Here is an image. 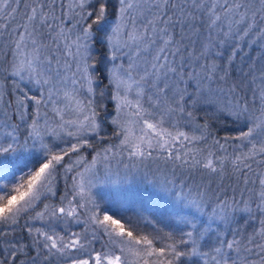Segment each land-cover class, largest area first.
<instances>
[{
	"label": "rangeland",
	"instance_id": "374dc122",
	"mask_svg": "<svg viewBox=\"0 0 264 264\" xmlns=\"http://www.w3.org/2000/svg\"><path fill=\"white\" fill-rule=\"evenodd\" d=\"M2 1L0 10L2 7L7 8L6 19L12 23L9 30L13 33V45L10 46L8 54V73L15 84L14 104L4 101L0 87V145L7 147L11 143L15 151L0 155V185L4 184L13 172L24 168L30 154L38 151L33 147L44 146L42 145L44 140H60L63 136L60 142L79 139L82 144L84 136L95 132L90 127H82V124L88 125L85 117H92L90 103L94 98V87L88 68L87 72H84L90 53L89 46L86 41H80L81 44H87V55L83 50L78 52L77 49V37L83 34L84 17L74 11L77 8L83 10L88 0H34L32 3L29 0V3L22 6L21 10L24 13L21 11L20 15L18 12L14 14L18 9L14 3L17 0H7V3L5 0ZM218 1L220 0L216 2L213 0V4H217ZM130 2L133 7L127 11L123 19L118 15L117 9V15L108 30L110 33L112 27L120 25L119 33L113 37V45H109L110 74L117 105L115 121L121 130L120 138L114 152H105L87 160L77 178L80 191L89 200L98 202L100 199L104 204L102 214L99 210L96 214L100 216L96 222L101 229L91 227L97 231L95 234L92 232L91 236L105 240L110 238L109 233H112L111 238L121 239L113 231L114 225L100 223L105 215H112L105 211L109 208L122 210L130 206L138 209L159 206L170 208L172 211L174 209L179 218L187 220L190 232L197 233L196 240L200 243L203 241L201 228L205 224L217 221L219 227L214 232L220 228L222 230L227 227L226 222L221 224L224 217L219 212L208 215L205 209L206 199L200 191L191 192L184 186L175 184L176 175L161 163V154L169 153V150L179 147L180 143L183 144L202 134L193 116L187 111V106L192 101L195 102L194 98L199 96L197 87L193 91L190 83L198 86L200 81L205 79L204 76L220 71L216 64L206 63L204 57L206 46H181L179 43L188 33L190 34L191 24L195 23L192 8L195 10L199 7H194V3L202 5L203 0H169L163 13L158 8L161 0ZM33 9L36 10L35 15ZM181 9L186 17L185 22L175 23L177 17L181 15ZM232 14H227L225 19L219 15L218 23L229 26L234 22ZM30 16H33V19H29ZM169 17L172 18V23L164 24L163 21ZM163 28H166L167 32H161L160 29ZM129 33L137 38H130ZM4 47L0 46L1 49ZM169 66L176 68V72L168 71ZM262 68L259 80H256L259 83V93L257 92L256 97L260 102V111L254 109L252 114H247L254 121V132L247 139L233 141L234 143L227 147L234 157L245 158V154L250 152L251 154L247 156L257 155L261 153L258 150L264 144V130L257 127L261 110L264 109L262 97L264 61ZM17 70L18 75L14 74ZM204 84L201 85L206 87ZM207 92L213 98L217 96L215 91ZM222 94L224 102L228 104L231 98L227 90ZM169 108L174 111H167ZM242 108L237 106L236 111L240 112ZM145 121L149 123L163 121L159 127L176 138L171 141V138L165 135L164 139L170 142L163 149L155 146L156 141L153 140V148L149 149L144 145V155H131V145L139 142L137 138L143 135L141 129L145 127ZM33 127L39 132V136L29 135L33 133ZM69 132L73 135H68ZM179 132L185 135L178 136ZM126 136L130 143L123 145L121 141ZM83 160L85 157L82 155L75 158L71 164L77 166ZM184 171L188 172V169ZM261 179H264V171ZM261 179L259 198L264 202V196L261 195L264 192V185L261 184ZM37 199L30 206H25L22 211L33 206ZM247 201L250 202L249 199ZM20 212L14 219L9 220L15 221ZM40 216L42 213L37 214L34 219H39ZM196 227L197 231L193 232ZM48 230L49 236L57 241V246H63L59 238L52 233L54 232L52 226ZM88 235L77 234L75 237H68L64 244H70L72 240L77 242L84 240ZM124 237L123 240L127 241L128 239ZM49 242L47 245L51 249V241ZM88 244L89 240L81 243L83 247L76 248L74 252H72L74 248L69 247L63 252L56 249V253L59 255L64 253V256L72 258L70 264L76 259H89V264H95L97 253L120 255L119 243L114 245L117 246L118 252H111L108 249L105 252H94ZM238 247L239 244L234 245L232 262L247 264L248 262L243 261L241 253L239 254ZM51 259L54 262L51 264L59 262L56 258ZM129 259L135 260V257L129 253ZM102 264H107V259H104Z\"/></svg>",
	"mask_w": 264,
	"mask_h": 264
},
{
	"label": "trees",
	"instance_id": "16d2710c",
	"mask_svg": "<svg viewBox=\"0 0 264 264\" xmlns=\"http://www.w3.org/2000/svg\"><path fill=\"white\" fill-rule=\"evenodd\" d=\"M28 1L14 2L18 6L14 14L18 12L20 15L22 6L30 2ZM33 1L31 0V3ZM237 3L243 5L237 11L225 12L220 7L224 4L231 6ZM212 5L213 0H203L201 7L195 10L192 8L195 23L191 24L190 34L188 33L185 39L179 42L181 46H206L204 52L206 63L212 62L220 68L217 74L212 72L206 75L207 77L204 76L205 79L200 81L198 86L190 83L193 91L197 87L199 96L194 98L195 102L192 101L187 106V111L193 116L202 134L183 144L180 143L179 147L169 150V153L161 154V163L176 175L175 184L182 185L191 192L200 191L206 199L205 209L208 215L219 212L225 219H221L223 221L221 224L226 222L227 227L214 232L219 227L217 221L205 224L201 228L203 241L198 243L195 235L197 233L192 235L195 239L187 235L191 231L187 220L183 221L179 218L174 209L172 211L170 208L159 206L138 209L130 206L122 210L109 208L105 211L112 214V218L118 220L125 231H132L134 236H148L150 239L155 237V247H163L181 240L187 241L184 244H177L178 250L186 255L180 257L176 264H234L233 250L234 245L238 244V252L241 253L243 261L248 262L247 264H264V249L258 247L264 245V237L260 235L264 227L261 223L264 221V202L259 198V183L264 171V153L241 158L242 162L237 161L233 164L236 157L233 153L230 154L228 151L230 149H227L234 143L233 141L242 140L238 139L242 132L254 127V121L247 114H252L254 109L260 111V102L256 97L257 92L259 93V83L256 80H259L264 61V32L261 31L264 29V15L259 11L260 0H220L216 4L215 13L222 19H225L227 14L234 13L232 14L234 22L227 25L228 27L223 23L219 24L218 20L215 24H211L213 15L209 13V9ZM95 7L96 0H88L83 10L80 8L74 10L84 17L82 28L87 27L95 19L94 15L88 16ZM118 7L119 0H108V15L102 23L93 24L92 39L86 41L90 49L87 68L94 87V98L91 99L90 107L92 115L95 113L98 127L93 134L84 136L82 144L79 139L60 142L63 136L60 140L43 141L42 145L47 146L49 154H62L61 150L67 151L73 144L78 147L76 151L69 152L56 166L48 187L40 191L39 198L33 206L20 212L15 221L0 219L1 264H33L34 262V264H51L54 263L51 258H56L59 261L57 264H70L72 258L64 256V253L59 255L56 249L45 246L50 243L47 240L50 226L54 229L52 233L57 239L59 238L62 245L68 237H75L77 234L84 236L89 233L90 236L88 235L86 239L78 241L77 247L72 252L88 240L90 242L88 245L94 252H105L106 249L118 252L112 240L120 239L99 240L91 236V233L95 234L96 231L91 227L101 229L96 222L100 216L96 214L97 210L102 214L104 204L100 199L98 202L89 200L77 184L78 174L85 162L105 152H114L121 134L117 121L113 122L117 105L110 74L111 55L105 38L109 25L117 15ZM6 9L2 7L0 10V46H5L3 49L0 48V87L4 101L14 104L15 82L8 73V54L11 50L10 46L13 45V33L9 30L12 23L6 19ZM191 40L192 43L189 42ZM201 82L205 83L206 87L201 85ZM208 90L215 91L217 96L213 98ZM226 90L231 98L228 104L224 102L222 94ZM237 106H242L247 111L240 114L236 111ZM20 132L22 133V128ZM33 148L38 151L30 154L28 164L26 163L24 168L13 172L12 176L7 178L2 184L6 187L0 191V196L11 193L13 185L18 183L22 176L26 179V173L38 168L45 161L46 149L43 146ZM209 153L212 154L211 157ZM82 155L83 158L85 157L82 163L77 166L71 164L75 158ZM177 156L180 158L177 159ZM209 158L213 160L215 171L203 167ZM195 161L201 163L197 164ZM185 169H188V172L184 171ZM248 199L250 202L247 201ZM2 203L6 201L0 202ZM246 204L248 206H245ZM61 208L65 210L63 213L60 211ZM68 211H73V214L69 216ZM39 213H42V216L34 219ZM73 223L76 225H71ZM197 229L198 227L193 232ZM124 239L128 237L125 236ZM229 242H235L232 248H228ZM216 249L220 251L217 252Z\"/></svg>",
	"mask_w": 264,
	"mask_h": 264
},
{
	"label": "snow or ice",
	"instance_id": "6c2138e0",
	"mask_svg": "<svg viewBox=\"0 0 264 264\" xmlns=\"http://www.w3.org/2000/svg\"><path fill=\"white\" fill-rule=\"evenodd\" d=\"M169 0H161V3L158 5V8L163 13V10L167 8ZM5 3H7V0H5ZM261 8L259 11L264 15V0H260ZM120 7L118 8V15L121 19L124 18V15L127 13L129 9L133 7V4L130 2V0H119ZM201 5L199 3H194V7H200ZM80 7H83V3H81ZM217 7L216 4L212 5V8L209 9V13H211L215 18L211 20V24H215L217 20L220 19V16L215 13V8ZM224 9L225 12H231V11H237L243 5L241 4H234V5H220ZM35 9H33V15H35ZM181 15L177 17L175 23L183 24L185 22L184 12L183 9L180 10ZM94 15L95 19L92 21L91 24H88L87 27L83 28V34L82 36L77 37V49L78 52L80 50H83L84 54L87 55V44H81L80 41H88L92 39V26L93 24H100L104 21L106 16L108 15V0H96V7L93 12H90L88 14L89 17H92ZM253 15H255V12H253ZM195 19V17H192ZM29 19H33V16H30ZM159 19V17L157 18ZM150 23H153L150 21ZM164 24L172 23V18L169 17L168 19L163 21ZM210 24V26H211ZM120 31V25L117 24L114 27H112L111 32L106 35V40L109 45H113V37L114 35H117ZM161 32H167L166 28L160 29ZM262 32H264V29H261ZM130 38L136 39L137 37L133 36L131 33H129ZM167 44L168 41H165ZM164 49H161V52H163ZM179 51V49H177ZM161 67H165V65H161ZM214 70V66H213ZM158 71V70H157ZM168 71L170 72H176V68L174 67H168ZM84 72H87V65H85ZM14 74H19V71L17 70ZM90 83V81H89ZM163 91V90H161ZM262 97H264V93H262ZM181 99L183 97L181 96ZM39 103V101H37ZM167 111L171 112L174 111V109L169 108ZM182 111V109H181ZM247 111L246 108H242L240 110V114ZM138 114V113H137ZM85 120L88 121V125H83L82 127H90L93 131L96 130L98 125L95 122V113H93L92 117H85ZM114 123L116 121H113ZM163 121H158L157 123H149L145 121V127L141 129L143 132V135L138 137V143L132 144V152L131 155H144V145H147V148L151 149L154 147L153 140L156 141V145L159 148L163 149L170 141L165 140V135L169 136L171 138V141L175 140V136H172L171 133L165 132L162 128L159 127V125ZM257 127H260L261 130H264V109L261 110V117L258 118ZM254 132L253 127H249L247 132H242L240 134V137L238 139H247L250 137ZM35 134L36 136H39V132L36 131V128L33 127V133H30L29 135ZM68 135L72 136L73 133L69 132ZM178 136H184L185 134L182 132L177 133ZM187 139V137H185ZM85 143H87L85 141ZM130 143L128 137L126 136L123 141H121V144L128 145ZM90 146V145H89ZM46 149L45 153V161L42 162L38 168H35L34 170H30L28 173L25 174L27 177L25 179L24 176L20 178V181L13 185L11 189V193H6L3 196H0V202H5L0 204V219H14L15 216L23 210L25 206H30L31 203L36 200L39 197L40 191L42 189H45L48 187V183L52 177L53 172L55 171V168L57 165H59L65 156L68 155L69 152L76 151L78 145L73 144L71 148H69L67 151L61 150L62 154H49L47 151V146H43ZM255 146L253 148V151H255ZM15 151L13 144H8L7 147H3L0 145V155L7 154L9 152ZM108 151V149H106ZM259 152L264 153V144L261 145V147L258 150ZM150 154V153H149ZM245 154V158L247 155ZM211 153H209V157H211ZM177 159L180 157L177 156ZM194 159V158H193ZM237 161H241V156H237L236 159L233 161V164H236ZM242 162V161H241ZM195 163L199 164L200 161H195ZM247 166V165H245ZM203 167L210 169L212 171H215L213 165L212 159H207V162L203 164ZM71 166H69V169ZM261 184L264 185V179H261ZM6 185H0V191H3ZM14 193V194H13ZM262 196H264V192L261 193ZM61 213H63L65 210L63 208L60 209ZM69 216L73 214V211H68L67 213ZM100 223H110L111 225H114L115 228L113 231L115 234L121 239L119 241L112 240V243L116 244L119 243L121 245L120 248V255H108V254H102L97 253L95 256V264H102V261L104 259H107V264H141V261L143 264H176V261L179 260L180 257L186 255V253L181 252L177 248V244H184L187 243V241L181 240L174 243L166 244L163 247H155L154 246V240L156 239L153 237L150 239L148 236H134L132 231H125L124 226L120 224L118 220H114L111 216L105 215L104 220ZM262 225H264V221L261 222ZM118 229V231H116ZM41 235H44L41 233ZM187 235L191 238L192 233L189 232ZM260 235L264 237V227L261 229ZM110 239L112 236V233H109ZM127 236L128 240H123V237ZM171 239V237H169ZM47 240L51 241V248L57 249L59 252H63L65 249L72 247H77V240H72L70 244H63L62 247L57 246V241L54 240L51 236L47 237ZM195 244V241H193ZM235 242H229L228 248H232L233 244ZM48 246L47 244L45 245ZM80 247H83V245H80ZM258 247H261L264 249V245H258ZM217 252L220 251V249H216ZM129 253L132 257H135V260L129 259ZM206 255V253H205ZM154 259H149L153 258ZM73 264H89V259H76L73 261Z\"/></svg>",
	"mask_w": 264,
	"mask_h": 264
}]
</instances>
